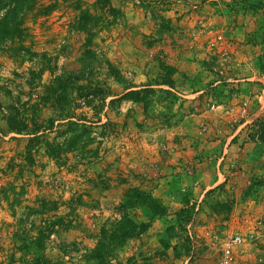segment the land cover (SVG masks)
<instances>
[{
  "label": "rangeland",
  "instance_id": "obj_1",
  "mask_svg": "<svg viewBox=\"0 0 264 264\" xmlns=\"http://www.w3.org/2000/svg\"><path fill=\"white\" fill-rule=\"evenodd\" d=\"M85 12V22L95 25L89 33L79 30ZM22 28L30 53L0 52V264H38L43 258L98 264L90 255L101 230L112 229L124 212L150 228L125 244L115 264H216L234 235L243 242L233 264H264V145L251 138L253 124L264 118V0H110L108 6L37 0ZM88 37L97 57L110 61L121 79H113L103 62L94 63V78L103 84L80 82L87 88L77 86L73 96L77 118L85 122L78 128L56 122L52 132L45 130L58 114L44 103L33 105L53 75L81 70ZM180 57L198 64L203 77L178 73ZM188 82L190 90L182 86ZM100 91L109 92L105 100ZM198 91L203 93L192 105ZM126 94L131 96L120 100ZM242 103L245 118L239 116ZM14 105L25 111L30 128L43 127L31 149L28 135L9 130ZM206 110L218 113L198 116ZM182 111L196 117L182 126ZM239 125L244 127L237 134ZM181 127L191 140L200 132L207 141L225 136L217 150H206L217 156L213 166L221 159V182L200 202L201 193L188 187L165 186L164 197L156 191L165 176L156 172L157 159L172 161L178 146L161 137ZM75 135L90 143L63 163L49 157L47 143L68 144ZM139 192L161 204L166 216L150 220Z\"/></svg>",
  "mask_w": 264,
  "mask_h": 264
},
{
  "label": "trees",
  "instance_id": "obj_2",
  "mask_svg": "<svg viewBox=\"0 0 264 264\" xmlns=\"http://www.w3.org/2000/svg\"><path fill=\"white\" fill-rule=\"evenodd\" d=\"M36 1L37 0H0V52L6 50V52L10 53L13 57H21L24 53H30V48L24 46L26 34L23 31L22 26L25 22V13L33 8ZM97 2L99 4L102 3L104 6L110 4V0H97ZM83 17L84 22L81 27H79V30L89 33L91 32L90 27L95 25L91 24L89 20L85 22L87 19H90L88 13L85 12ZM91 19H93V17H91ZM91 39L92 38L88 37L85 49L81 54V70L78 72H65L61 75H53V80L45 87L44 94L40 97V103L33 105V108L37 109L41 103H44L45 105L53 107L55 113L58 114L56 119L50 121L48 127H44L45 130L52 132L56 122L62 123L68 121L71 126H76L75 128L80 127V122H85V119L77 118L76 111L79 109V106L73 96H76V91L78 89L77 86L81 87L79 88L80 90H85V88H87V86L83 87L80 85V82L87 83L88 81L95 80V84H98L97 87H99L100 84H103L100 78H94V63L103 62L107 66L108 72L112 78L116 81H120L121 75L116 67L110 61L99 59L96 53L92 50ZM8 42L12 43L10 47H7ZM43 70L45 71L46 68ZM34 73L35 72H32V74ZM168 84L172 85L171 82ZM88 89H91V85ZM100 94L99 97L105 100V97L109 92L102 94L100 91ZM127 96L129 97L131 94L124 95L120 100ZM82 116L86 115L84 114ZM7 121L9 124V130L12 133L28 135L30 137L28 149H31V146L34 143L41 140L40 138L42 135L39 134L43 132V127L38 126L33 129L30 128L25 111L21 112L18 105L10 107L7 114ZM253 127L254 134L251 135V138L264 145V118L257 120L253 124ZM81 129L86 130L87 128L81 126ZM72 130L73 131L71 132H76L74 128ZM58 135L61 136V132L58 131ZM83 139V136L75 135L68 141V144H61L58 142L47 143L48 155L51 159L58 161V164H60V162L63 163L67 160L66 156L69 153H72L79 148H84V146H87L90 143L89 137L87 138V143ZM82 143L86 144L84 145ZM137 200L140 201V206H148L150 220L164 218L166 216V209L150 195L139 192L137 194ZM47 206H50V204L44 201V212H48ZM57 224H62V221L60 220L55 224L50 223L49 226L53 229ZM111 227L112 229L103 227L101 235L97 239L98 243L90 255V258L95 260L98 264H115V260L117 261L118 259V252L121 251L128 241L145 233L150 228V223L149 225L138 223L131 218L128 212H124L121 219L118 222L113 223ZM38 264L53 263L48 259L43 258L42 260H39Z\"/></svg>",
  "mask_w": 264,
  "mask_h": 264
},
{
  "label": "crops",
  "instance_id": "obj_3",
  "mask_svg": "<svg viewBox=\"0 0 264 264\" xmlns=\"http://www.w3.org/2000/svg\"><path fill=\"white\" fill-rule=\"evenodd\" d=\"M184 57H180L177 59L178 65L176 66L179 70L178 73H181L183 75H186L190 78H194L193 76H200V78L203 77V71L200 68L198 64L188 62H182ZM176 62V61H175ZM185 65V66H184ZM248 81H252V79H246ZM187 90L192 89L191 82L182 84ZM187 92V91H186ZM203 91H198L195 94L191 95L192 105H196L198 102L197 96L202 94ZM189 98V97H188ZM199 98V97H198ZM190 101H188L189 103ZM187 104H185V107ZM204 107V106H203ZM202 108V107H201ZM221 109V108H219ZM199 110V108H198ZM224 112L225 115H230L228 111H226L225 108L221 109ZM205 111V110H201ZM183 112V124L182 126L189 121L190 119L196 117L195 112L188 114L186 111ZM216 113H210L206 110V112L201 113V115H198L199 117H206L217 114ZM225 115H218V117L223 118ZM254 115L250 117L253 118ZM256 120V119H255ZM250 122V121H249ZM245 123V122H244ZM245 125V124H244ZM244 127L242 125H239L237 128V134L240 132V128ZM236 133L232 136L234 138L236 136ZM199 135H195V138L197 140H191L193 136L188 135V132L183 131L182 127L173 130L166 133V137L162 136L163 139H174L178 146H176V152L175 156L173 157L172 161L167 160L165 161V156L158 157L157 159V165H156V172H161L162 175L165 174L164 177H158V189L156 191L161 192V195L164 197V193L166 191L165 186H171V187H178L185 189L188 187V192H191L190 189H192V192L194 194L201 193V198L199 202L205 197L207 192H209L210 189L216 187L221 182V172H220V164L221 159H218L219 161L213 166V163L215 162L213 160V157H217L216 155L209 157V152H206L207 148H211L212 150H217L221 143H224L225 136L222 135H215V137L209 138V140L203 139L204 137L201 136V132L198 133ZM212 141H216L213 143ZM230 145V141L227 140L226 144L222 147V152L225 154L228 147ZM190 188V189H189ZM186 190V189H185ZM160 196V195H159Z\"/></svg>",
  "mask_w": 264,
  "mask_h": 264
},
{
  "label": "built area",
  "instance_id": "obj_4",
  "mask_svg": "<svg viewBox=\"0 0 264 264\" xmlns=\"http://www.w3.org/2000/svg\"><path fill=\"white\" fill-rule=\"evenodd\" d=\"M231 111H234L232 108ZM248 108L247 103H242L239 109V116L245 118L248 116L247 114ZM243 239L239 235H234L230 237L224 244L222 250V256L217 261L216 264H233L234 262V254L235 250L241 246Z\"/></svg>",
  "mask_w": 264,
  "mask_h": 264
}]
</instances>
